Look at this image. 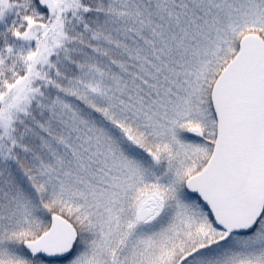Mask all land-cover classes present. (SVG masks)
<instances>
[{"label": "snow or ice", "instance_id": "obj_1", "mask_svg": "<svg viewBox=\"0 0 264 264\" xmlns=\"http://www.w3.org/2000/svg\"><path fill=\"white\" fill-rule=\"evenodd\" d=\"M0 264H264V0H0Z\"/></svg>", "mask_w": 264, "mask_h": 264}]
</instances>
